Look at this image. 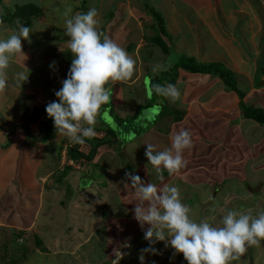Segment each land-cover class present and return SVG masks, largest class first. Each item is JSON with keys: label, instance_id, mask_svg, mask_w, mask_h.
Instances as JSON below:
<instances>
[{"label": "crops", "instance_id": "crops-1", "mask_svg": "<svg viewBox=\"0 0 264 264\" xmlns=\"http://www.w3.org/2000/svg\"><path fill=\"white\" fill-rule=\"evenodd\" d=\"M0 1H2L3 5L13 6L16 3H19L20 0ZM53 1L54 0H24V4H33L39 8L41 10V14L32 20V26L30 28V42L22 41V50L27 58L19 56L12 63L8 69V87L4 91L0 92V208H3L6 205L4 198L8 192L6 191L7 189H4V187L6 186L8 188L15 185L23 188V184L21 182L25 183V179L29 181L27 183L28 185L26 184L28 186L27 190H30L31 194H36V198L39 200L34 218H32V220L28 223L6 222V217L0 214V220L2 223L10 227L11 230H15L16 228L23 230L20 225L23 227H30L37 221L40 223L44 205L47 207L50 205L45 201L46 196H48L45 190L47 188H51L48 187V185L52 186L55 184V180L52 179L58 171L60 172L58 176L59 181L56 184H60L61 181L66 180V176H69L72 173L79 174L83 172L84 165H82V163H75L69 156H64L63 152L65 146L70 141L66 136H59L57 134L53 120L48 117L45 111L46 105L49 102L57 100L55 92L62 87V81L67 78L72 59V54L67 46V40L69 38L65 35V27L61 25L60 28L58 27L55 29V27H51L47 24L48 12H50L51 18L64 16L63 10L52 11L50 7L52 6ZM85 1H87V3L83 2L81 5H87L88 0ZM94 1L100 4L98 8V19L100 21L103 20L105 23L104 25L103 23L100 25L105 29L103 35L109 37L117 44L122 46L124 45L127 52L131 54V57L136 61L137 67L135 76L128 82H110L105 86L110 89V100L106 105L101 107L100 113L97 116V123L95 126L97 134L101 133L102 135H105V132L108 130V127L104 125L105 122L103 116L108 113L109 108L112 110L118 108L119 112L117 113L120 115L125 111L126 97L128 94L123 93L124 87H122V85L131 89L138 86L139 92L138 90L133 91V94L135 95L137 92L145 93V90L142 91V86L140 84L143 79L142 69L145 65L152 66L153 59H155L154 57L156 56L157 62L167 65V70H171L173 67V63L175 62L174 58L176 56H189L195 59L198 63H220L225 66L227 70L233 73L239 90L245 94L243 98L245 104L253 106L254 108L264 109V0H242L243 3H238L235 8L230 7V4H234L233 0H231V3H223L224 1L229 0ZM145 3L148 4L145 5ZM181 5L183 8H180ZM146 6L154 9L164 19V32L162 30L161 32L164 35L163 40L166 45L168 46V43L170 44V46H168V53H165V58L163 57L164 54L162 55L160 53L159 56L156 55L157 50L163 51L162 48L155 45V42L158 41V38L160 37L154 38V28L159 25V22L157 18H155L156 22L155 20L150 19L149 15L153 14L150 13ZM226 7H229L231 10ZM75 10L79 11L80 9L76 7ZM4 14L5 11L2 15ZM2 15L0 14V38L7 35L3 29L7 28L11 30L18 27L9 25L2 21ZM235 16L247 17V20H245L246 26L243 27V31L241 32L235 30V28L239 27V24H231L230 20ZM173 25L176 26V30H178L176 36L173 35V30L171 29V26ZM59 31L63 32L64 38H62L63 36L58 38L57 33ZM138 54L140 55L138 56ZM165 59L167 60V63H165ZM24 64L29 72L24 67ZM260 64H262L261 67ZM20 71H25L29 74L28 80L23 84H18L14 80L15 73ZM161 73L162 71L157 74L155 73L153 82L156 81ZM182 79L186 80L183 81ZM192 79H199L201 82L196 84L195 87L190 86L189 81ZM148 80L150 81V79H147L145 85L147 89L148 87L151 89L152 83L149 85L147 83ZM176 83L179 84V86L176 87L180 89L181 96L179 101L181 104L177 105L171 102L166 103L170 105L168 106L170 109L169 113H172V115L175 116H172V120L169 122V125L166 126L163 125L164 123H161L160 126H157L161 132L162 130L166 131V128L176 123V117L179 113L184 114L182 120H180L183 123L185 111L179 110V108L183 107L186 110L187 105L191 102L197 104V106L201 105L203 102L208 104L210 112L207 110L198 111L199 120L194 123L189 121V128H196L197 124L203 123L201 128L203 127L205 129L209 128L207 127L209 124L212 125L213 130L221 131L218 136H222L224 138V136L229 133L228 129L225 128L226 124H224L226 123L224 121L225 115H229L232 111H236L238 115L235 116L234 120L237 122H234V124L240 123L242 128L241 130L249 129V131H255L258 129V124L256 123L249 125L245 124V118L243 117L242 110L240 108L241 100L239 95L228 89L220 78L206 74H190L180 69L179 78ZM189 86L190 90L188 89ZM147 91L148 96L150 97L149 89ZM185 93H191L188 96V99ZM145 94H143L144 98L146 96ZM16 97H19L20 102H15ZM159 97L161 98V96ZM164 99L166 101V98ZM142 100L143 99H141L140 102H142ZM238 111H240L241 116ZM125 114L126 113H123L122 115ZM216 114L224 115L223 117L218 118L216 117ZM213 116H215L216 119ZM180 121H177V123ZM259 130L261 131V129ZM153 133L154 131L152 129V132L149 134L152 139V142L150 141V143H154L155 141L154 145H156L159 150H163L168 147V145L161 139L153 140L158 134L157 133L154 136ZM240 137H242V134L236 135V145L243 142V139ZM243 137L246 139L245 134ZM191 138L194 139V135L191 136ZM256 140L258 145H264V137L259 138L257 136ZM194 141L196 140L194 139ZM204 142L205 145L211 146L210 143L206 141ZM246 144L250 146L251 143L247 141ZM254 147L255 145L252 144L251 148ZM259 147L260 146H256L258 151L263 152L264 149L260 147L259 150ZM122 148H124V145ZM235 148L236 149H234V146L231 145L229 148L221 150L220 154L223 158L220 157L217 159L220 155L217 153L214 159L215 162L217 159V161L220 163L223 162L226 165L230 163L228 170L233 171V174L237 178L239 174H237L236 171L243 169V172L244 166L246 165L248 158H250L249 155L252 154L254 157V154L250 148H245V146H237ZM99 149L102 151L99 152L98 150L97 153L99 152L101 155L109 149V146H103ZM122 150L123 149H121L120 152L124 153L125 156H132L133 154L131 153L134 152L136 154L138 147H135L133 151ZM209 150H207V153L211 157V152H209ZM114 151L116 154L117 148H115ZM227 156H230L231 159L228 160ZM139 157L142 158L141 155H139ZM69 165H72L71 169H68ZM127 170H131L130 165L127 167ZM128 171L127 173L136 175L135 169L129 172ZM190 171L191 170L188 169V162H186V167L176 174H179V177L180 175L188 174ZM60 178L62 179L60 180ZM29 184L31 186H29ZM114 192V195L120 197L116 191ZM59 204L62 209L67 208L69 213H73H60L64 217L62 219V221L64 220V223H67V216H69V218L71 215L75 216L73 218L79 217L80 221L86 213H90L93 210V207L87 203L84 204V208H77L75 206V202H73L71 206H66L64 202ZM91 204L95 206L96 203L91 202ZM120 205L121 206L118 208L119 214L115 212H112V214L108 213L107 216L112 218L109 219V221L113 220L112 224H115L114 228H117V234H119L121 232L120 219H123L126 222L124 232H129L130 230L131 237L137 238L138 235L141 234L140 232H142V229H137L140 225L134 219V213L129 211L130 209H128V206L122 201V199ZM51 206L54 205H50V207ZM50 207L48 209H51ZM102 209L104 210V207ZM109 209L111 210V208ZM0 210L5 211L3 209ZM103 210L101 213L100 211L97 213V218L91 223V225L89 223L88 225H85L87 227L93 226V228H95V225L102 224L105 216V212H103ZM18 216L23 218L22 213ZM55 219L56 215L54 213L52 219L50 217L49 220L54 221ZM45 220L46 219L44 218L43 221ZM116 224L118 226H116ZM77 225L82 226L81 223H78ZM83 229L86 228L83 227ZM83 229L78 231L80 233H78L77 236L81 241L87 242V239L80 237H84V235H82L84 234V231H82ZM92 231L93 232L90 235L89 241H94L98 238L97 230ZM130 235L128 233V236ZM118 240L121 241V237H119ZM43 250L44 249L42 248V251ZM252 250L253 249L248 248L247 252L241 257L240 261L233 264H264V251L258 252ZM47 251L48 250L46 249V252ZM38 252L41 253L40 250ZM89 252V254L93 253V251ZM130 253L133 252L126 253L124 261H121V264H125V261ZM140 253L142 254V252ZM117 254L118 253H113L112 257L109 258L115 259ZM136 254L137 253L134 251L132 255L133 259L136 258ZM99 258H102L103 262L108 260V257L104 258V256H100ZM133 259L130 264H132ZM184 261L185 260L183 258V260L177 264H182ZM96 262L99 263V261L94 260L93 264H97Z\"/></svg>", "mask_w": 264, "mask_h": 264}, {"label": "rangeland", "instance_id": "rangeland-1", "mask_svg": "<svg viewBox=\"0 0 264 264\" xmlns=\"http://www.w3.org/2000/svg\"><path fill=\"white\" fill-rule=\"evenodd\" d=\"M23 2L24 0H20L18 4L23 5ZM83 2L87 3V1L85 0H54L50 8L52 9V11L63 10L64 12L66 9L70 8L73 15L76 13H86L91 8H95L97 12H99L98 8L100 4L98 2L94 0H88L87 5H81V3ZM223 3H231V0L224 1ZM233 3L234 4H230V7L235 8L238 3H243V1L233 0ZM147 4L148 3H145V5ZM9 7L11 8V10L15 9L14 6L5 4L3 5L2 1H0V14L2 15L4 11L6 12V10L10 11ZM76 7L80 10L76 11ZM180 8H183V6L181 5ZM226 8L230 9L229 7ZM149 17L151 20H155L156 22V19L153 15H149ZM58 18H51V14L50 12H48L47 24L51 27H55V29H57L58 27L60 28L61 25L65 27V17L63 16ZM245 20H247V17L235 16L232 17L230 21L232 25L233 23L239 24V27L235 28V30L241 32L243 31V27L246 26ZM102 23L103 25L105 24L103 20L101 21L100 25H102ZM163 27L164 24L161 25L160 23L157 27L154 28V38L160 37V39H164V35L161 32ZM171 29L173 30V35L176 36L178 32V30H176V26H171ZM100 30L104 34L105 29L103 28V26H100ZM57 34L58 38L64 35L61 31H59ZM62 38H64V36ZM163 42L165 41L163 40ZM120 46L127 52V49L124 45ZM168 46H170L169 43ZM160 53L162 55L164 54V58L166 57L165 52L160 50H157L156 55L159 56ZM129 55L131 56V54ZM139 55L140 54H138V56ZM154 58L155 59H153V64L157 63V56ZM165 63H167L166 59ZM261 65L262 64H260V67ZM152 66L145 65L142 69L143 79L140 84L142 86V91L145 90L146 94L138 93V86L131 89L122 85V87H124L123 93L128 94L125 104L126 112H122V114H126H118V108H115L114 110L109 108L108 113L103 116L105 126L109 127L108 122L113 121V124H111V126L116 132L120 142L124 144V148H122V151H133L135 147H138L137 153L135 154L133 152L131 153L133 154L132 156H125L124 154H120L119 148L121 145L119 143L114 146L107 145L109 146V149H105L107 150L105 153L100 155L99 152L102 150L98 149L99 152L95 154L91 161L82 160L81 163L82 165H84L82 173H72L69 176H66V180L61 181L60 184H56L59 181L58 176L60 172L58 171L52 179L55 180V184H53L52 186L48 185V187L51 188H47L45 190L48 194L45 201L54 206L50 207L49 205L47 207L46 205H44L40 223H38L37 221L33 226L31 225L30 227H23L20 225L23 230L19 228L11 230L10 227L6 226L0 220V264H93L94 260L99 261L100 264H113V261L116 260L119 261V264H121V261H124L126 253H134V251L137 253L136 258L133 259V253H130L125 261V264H130L132 259V264H140V252H142V249L149 247L148 242L144 239V230H141L142 232H140L141 234L138 235L137 238L131 237L130 230L129 232H124L126 228V222L123 219H120L121 234L119 233V235L117 234V228H114L115 224H112L113 220L109 221V219L112 218H109L110 216H107L108 213L112 214V212L119 214L118 208L121 206V199L128 206V209H130L129 211L131 213H134V201L131 199V196L127 194V190L124 188V183H122V181H125V175L127 173V167L129 165L131 170L135 169L136 175H138L145 183H169L171 185L178 186L181 190L180 194L182 201L191 208L192 217L196 221H199L203 218H208L209 223H211L213 226L219 227L221 226V219L223 215L226 214L227 210L250 209L253 215H256L260 211L264 210V151H258V149L256 148V146H260L264 149V145H258L256 140L257 136L259 138L264 137V126L258 125V129L255 131H249V129L241 130L242 128L240 123L234 124V122H237L234 119L238 114L236 113V111H232L231 114L225 115L224 121L226 123L224 124H226L225 128L228 129L229 133L224 136V138L222 136H218L221 131L213 130L212 125L209 124V126L207 125V127L209 128H201L203 123H199L196 125V128L192 129L188 127V123L189 121L194 123L199 120L197 112L203 110H207L208 112H210V109L208 104L204 102L198 106L197 104L191 102L187 105L186 110L183 107L179 108V110L185 111L183 123L182 121L178 123L176 121L174 125H170L168 128H166V131L162 130L161 132V130H159L157 126H160L161 123H164L163 125L166 126L169 125V122L172 120V116L175 115H172V113L168 112V106L170 105L166 103L170 101L167 98L165 101L164 97L160 98L153 92L149 94L150 97L148 96V89L146 88L145 82L147 79H150L149 85H151L154 80L155 73L151 71ZM169 70L170 69L166 71ZM166 71H162V73H165ZM135 74L136 70L134 76ZM182 80L185 81L186 79ZM189 82L190 86L195 87V85L199 84V82L201 81L199 79H192ZM175 86H179V84L176 83ZM190 86L188 87L189 90ZM137 90L138 92L136 95L138 96L133 94V91ZM143 94H145L147 98L146 96L144 98ZM185 94L188 99V96L191 93ZM153 95H155L154 98H152ZM141 99H143L142 102H140ZM15 102H20L19 97L15 98ZM175 104L180 105L181 103L178 100ZM164 108L166 110L165 114L168 113L167 115H164L163 113ZM142 112H145V119L144 121L142 119V121L144 122L143 124H141L142 128L139 131L134 132L137 135L134 136L133 132L131 131V133L129 132L130 134L127 133L129 130V128L127 129L128 123L137 118L143 117V115L141 114ZM238 112L241 116L240 111ZM223 115L224 114H216V117L221 118L223 117ZM213 117L216 119L215 116ZM137 123L139 125V122ZM254 123L255 122L253 121L245 119L246 125ZM136 126H134V129H138ZM181 128L187 130L191 134V136L194 135V139L196 140L194 141V139H192V148L189 150H185L184 152V160H187L186 162H188V169L191 171L188 174H183L179 177V174H174L167 177L166 175H164L163 179L165 177L166 178L161 182L157 180L152 166L149 165V162L145 156V144L150 143V141L152 140L149 134L153 129L154 136L158 133L153 140L161 139L165 144L168 145V147H170V139L172 135ZM259 129H261V131ZM237 134H242V137L240 138L243 139V142L239 145L235 144L237 141ZM244 134L247 140L243 137ZM103 135L101 133H98L97 136L103 137ZM204 141L210 143L211 146L205 145ZM247 141L251 143L250 146L246 144ZM252 144L255 145L254 148H251ZM231 145L234 146V149H236L235 147L237 146H245V148H250L254 154V157L252 154L249 155L251 161L250 158H248L243 172V169L236 171V173L239 174L237 178L233 174V171L228 170L230 163L226 165L223 162L220 163L219 161H217V159L222 157V155L220 154L221 150L229 148V146ZM116 147H118V150L115 154L114 150ZM157 150L159 149L157 148ZM207 150L211 152V157L208 155ZM84 152L85 155H87L88 148L85 149ZM118 153L122 157H119ZM217 153H219L220 155L217 157L215 162L214 157ZM139 155H141L142 158L139 157ZM227 158L228 160L231 159L230 156H227ZM164 173L168 174L167 171H165ZM61 179L62 178H60V180ZM24 182L25 183L21 182L24 189L20 186L18 187L15 185H12V187L8 188L6 186L4 187V189H7L6 191L8 193H6L4 198L6 205L3 208H0L5 211L0 210V214L6 217V222L28 223L32 220V218H34L39 200L38 198H36V194H31L30 190H27V183L29 181L25 179ZM29 186L31 185L29 184ZM114 191L119 194L121 199L120 197L114 195ZM128 192L130 193V190H128ZM63 202L66 204V206H71L72 203L75 202V206L77 208H84V204L87 203L88 205L93 207V210L90 213H86V215L81 218L80 221L79 217L73 218L75 216L71 215V217L69 218V216H67V223H64V220L62 221L64 217L60 213L62 212L68 214L69 211L67 208L62 209V207L59 206V203ZM91 202L96 203L95 206H97H93ZM49 207L51 209H48ZM103 207L104 210L102 209ZM109 208L114 211H111ZM102 210L103 212H105L104 222L99 225L93 224L95 225V228H93V226L87 227L85 224L88 225L89 223L91 225V223L94 222L97 218V213L99 211L101 213ZM20 213H22L23 218H20L18 216ZM54 213L56 215V219L54 221L49 220L50 217L52 219ZM69 214L73 213L70 212ZM46 216H48L49 218ZM44 218L46 219L45 221H43ZM69 221L73 224H70ZM78 223H81L82 226L77 225ZM116 226L118 225L116 224ZM83 227H85L86 229H83ZM138 228L141 229L140 226L137 227V229ZM146 228L147 225H145V229ZM81 229H83L82 231H84V234L81 233L82 235H84V237H80H82L83 239H87V242L78 239L77 235L78 233H80L78 231ZM92 230H97L98 238L94 241H89L90 235L93 232ZM128 233L130 236H128ZM85 235L88 237H86ZM119 237H121V241L118 240ZM125 244H129L130 247H125ZM154 247L157 250L158 254H145L144 264H177L178 262L183 260V255L175 254L174 250L170 246H166L165 242H156L154 244ZM42 248L44 249L43 251ZM46 249L48 250L47 252ZM249 249H253L252 251L262 252L264 251V242H261V246L259 247L252 246ZM39 250L41 253L38 252ZM89 251H93V253L89 254ZM120 252L123 253L122 258L119 255ZM113 253H118L116 255V258H109L112 257ZM100 256H104V258L108 257L109 261L106 260L105 262H103V259L99 258ZM235 262L237 261H233L231 262V264ZM96 263L99 264L98 262Z\"/></svg>", "mask_w": 264, "mask_h": 264}, {"label": "clouds", "instance_id": "clouds-1", "mask_svg": "<svg viewBox=\"0 0 264 264\" xmlns=\"http://www.w3.org/2000/svg\"><path fill=\"white\" fill-rule=\"evenodd\" d=\"M98 16L95 8L74 15L70 8L64 12L65 35L69 38L67 46L72 54L71 66L62 87L55 92L57 100L49 102L45 111L53 120L57 134L70 141L63 152L66 157L69 156L68 150L75 147L85 154L80 151V145L71 146L70 143L83 144L86 139L98 135L95 130L97 116L101 107L110 100V89L105 86L110 82H128L136 70V61L126 50L99 31L101 21ZM3 31L7 35L0 38V92L8 87V69L12 63L19 56L26 57L22 41L30 42L31 33L23 25ZM166 70L164 63L157 62L152 66L154 73ZM28 78L25 71L14 75L18 84H23ZM151 90L171 103H176L181 96L174 84H153ZM145 145L149 165L157 180L162 182L165 171L172 176L186 167L184 152L192 148L193 142L191 134L181 128L172 135L170 147L157 150L152 143ZM88 149L87 155L91 152L90 145ZM122 183L134 201V219L144 230V239L149 244L142 249L140 264H144L145 254H158L154 247L156 242H165L175 254H182L187 264L238 262L248 248L259 247L264 242V210L256 215L250 209L227 210L221 226L217 227L209 223L208 218L193 219L192 210L182 201L178 186L145 183L131 173H126ZM124 246L130 247L129 244ZM119 255L122 258L123 253ZM113 264H119V261L114 260Z\"/></svg>", "mask_w": 264, "mask_h": 264}, {"label": "trees", "instance_id": "trees-1", "mask_svg": "<svg viewBox=\"0 0 264 264\" xmlns=\"http://www.w3.org/2000/svg\"><path fill=\"white\" fill-rule=\"evenodd\" d=\"M9 6H12V5H9ZM13 6L15 8L14 10H11V8L9 7L10 11L6 10L5 14L2 15L3 17H1V20L6 22L9 25H14V26L23 25L30 29L32 26V20L41 14V10L37 8L36 6H34L33 4L25 3L23 5H19L18 3H16ZM146 8L150 11L151 14L154 15L155 18H157L159 24L161 23V25H163L162 23H164V19L162 18V16L158 14L151 7L146 6ZM162 31L164 32L163 29ZM155 45H157L159 48H162V50L165 53H168L169 51L168 46L160 38H158V41L155 42ZM174 59H175V62L173 63V67L171 68V70L160 74V76L156 79V81L152 82V85L153 84H160V85L176 84V81L179 78L180 69L190 74L213 75L214 77L220 78L228 89L236 92L239 95L240 100H241L240 108L242 110L243 117L261 126H264V109L254 108L253 106L245 104V102L243 101L245 94L239 90L237 86V81L233 73L227 70L225 66H223L220 63H211V64L198 63L195 59L189 56H181V57L176 56ZM154 96L155 95H153L152 98H154ZM168 112H170V109ZM142 113H143L142 114L143 117L137 118L128 123L127 129L129 128V130L127 133L131 131L133 132L134 136L137 135L134 132L139 131L142 128L141 124L144 123L143 121L145 119L144 118L145 113L144 112ZM163 113L164 115L168 114V113L165 114L166 113L165 109L163 110ZM183 116H184L183 113H179V115L177 114L176 121L182 120ZM137 122H139V125ZM134 126H136L138 129H134ZM105 133L106 134L101 138L94 137V138L85 140V142L91 146V152L89 155L80 153L78 151V147H75V148H70L68 150L69 157L75 163H81L82 160L91 161L92 158L97 153L98 149L103 146H107V145L114 146L117 143H119L121 145L119 150H121L124 144L120 142L116 132L114 131L111 125H109L108 130ZM116 148L118 150V147ZM120 154H124V153L120 152ZM120 154H119V157H122L120 156ZM71 168L72 167L68 166V169H71ZM164 175H166V177L169 176V174H166V173L163 174V177ZM182 264H187V262L184 261Z\"/></svg>", "mask_w": 264, "mask_h": 264}, {"label": "built area", "instance_id": "built-area-1", "mask_svg": "<svg viewBox=\"0 0 264 264\" xmlns=\"http://www.w3.org/2000/svg\"><path fill=\"white\" fill-rule=\"evenodd\" d=\"M95 137H98L97 135L95 136ZM71 144V146H76V145H80V151L81 152H84V150L85 149H87L88 148V146H89V144L88 143H86V142H84L83 144H74V143H70ZM67 153V151H65V154Z\"/></svg>", "mask_w": 264, "mask_h": 264}, {"label": "water", "instance_id": "water-1", "mask_svg": "<svg viewBox=\"0 0 264 264\" xmlns=\"http://www.w3.org/2000/svg\"><path fill=\"white\" fill-rule=\"evenodd\" d=\"M147 83L149 84V80L147 81ZM148 89H149V94L152 93L150 87H148ZM108 124L109 125L113 124V121L108 122Z\"/></svg>", "mask_w": 264, "mask_h": 264}]
</instances>
